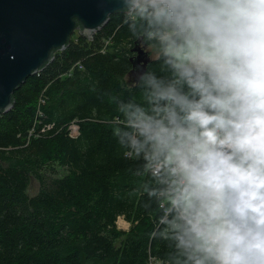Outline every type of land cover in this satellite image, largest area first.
<instances>
[{
    "label": "clouds",
    "instance_id": "9594fccd",
    "mask_svg": "<svg viewBox=\"0 0 264 264\" xmlns=\"http://www.w3.org/2000/svg\"><path fill=\"white\" fill-rule=\"evenodd\" d=\"M118 4L156 61L109 121L161 201L152 237L169 264H264V0Z\"/></svg>",
    "mask_w": 264,
    "mask_h": 264
},
{
    "label": "trees",
    "instance_id": "16d2710c",
    "mask_svg": "<svg viewBox=\"0 0 264 264\" xmlns=\"http://www.w3.org/2000/svg\"><path fill=\"white\" fill-rule=\"evenodd\" d=\"M121 17L90 39L71 37L0 114V264H169L172 249L151 235L155 185L110 130L112 97L138 98L127 78L136 40Z\"/></svg>",
    "mask_w": 264,
    "mask_h": 264
},
{
    "label": "water",
    "instance_id": "95a60500",
    "mask_svg": "<svg viewBox=\"0 0 264 264\" xmlns=\"http://www.w3.org/2000/svg\"><path fill=\"white\" fill-rule=\"evenodd\" d=\"M118 12V0H0V114L10 111L12 93L42 71L75 31L90 39ZM145 47L134 41L130 50L132 83L152 60Z\"/></svg>",
    "mask_w": 264,
    "mask_h": 264
},
{
    "label": "rangeland",
    "instance_id": "374dc122",
    "mask_svg": "<svg viewBox=\"0 0 264 264\" xmlns=\"http://www.w3.org/2000/svg\"><path fill=\"white\" fill-rule=\"evenodd\" d=\"M77 31H75L73 33V35L71 36L73 39H75L78 35H77ZM106 44H107V41H106ZM145 50L148 52L149 56L153 59L154 56H153V53L151 51H149L147 49V47H145ZM69 131H70V134L71 136H75L76 133H77V127L75 126V124H71L69 127H68ZM38 182L33 179V178H30V181H29V185H28V188H27V194L30 195V196H33L37 193L38 191ZM115 225H116V228L119 229V230H123V231H126L129 227V224L124 221V219L122 217H118L116 222H115Z\"/></svg>",
    "mask_w": 264,
    "mask_h": 264
},
{
    "label": "built area",
    "instance_id": "2783aa9c",
    "mask_svg": "<svg viewBox=\"0 0 264 264\" xmlns=\"http://www.w3.org/2000/svg\"><path fill=\"white\" fill-rule=\"evenodd\" d=\"M80 67V66H79ZM71 135V134H70Z\"/></svg>",
    "mask_w": 264,
    "mask_h": 264
}]
</instances>
